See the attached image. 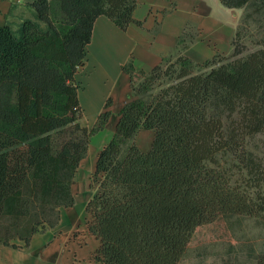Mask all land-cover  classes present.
I'll return each mask as SVG.
<instances>
[{"label":"trees","instance_id":"obj_1","mask_svg":"<svg viewBox=\"0 0 264 264\" xmlns=\"http://www.w3.org/2000/svg\"><path fill=\"white\" fill-rule=\"evenodd\" d=\"M221 2L244 7L243 23L261 25L260 48L239 57L241 19L229 54L195 62L182 53L188 43L181 37L179 54L163 56L150 71L137 69L133 59L123 65L134 97L99 153L100 192L87 206L94 213L90 230L102 242L96 257L104 264H178L200 226L230 214L264 212V193L251 194L238 184L220 159L246 135L264 131V0ZM29 4L34 18L17 28L0 25V244L5 245L16 238L28 242L58 223L62 207L73 205V179L90 138L111 116L102 112L92 129L81 122L76 73L95 20L105 15L123 30L141 24L134 17L137 0ZM141 129L155 131L149 151L135 141ZM242 157L250 172L256 170L260 186L264 169L247 153Z\"/></svg>","mask_w":264,"mask_h":264},{"label":"crops","instance_id":"obj_2","mask_svg":"<svg viewBox=\"0 0 264 264\" xmlns=\"http://www.w3.org/2000/svg\"><path fill=\"white\" fill-rule=\"evenodd\" d=\"M32 0H0V25L14 28L25 18H34ZM134 17L126 30L109 17L100 15L94 23L91 42L86 47L84 64L76 73L80 84L79 99L88 109L86 93L98 92L95 115L105 108L111 116L94 138L89 153L82 159L72 183L74 203L60 210L53 227L34 233L26 242L18 238L9 245L0 244V264H104L97 258L101 239L90 230L94 213L88 203L100 192L103 174H97L100 151L110 141L123 106L133 99L130 75L123 65L133 59L137 69L152 70L163 56L178 55L183 37L188 45L182 53L202 63L215 54H229L241 13L221 0H137ZM155 137L153 129H141L136 138L143 151H149Z\"/></svg>","mask_w":264,"mask_h":264},{"label":"rangeland","instance_id":"obj_3","mask_svg":"<svg viewBox=\"0 0 264 264\" xmlns=\"http://www.w3.org/2000/svg\"><path fill=\"white\" fill-rule=\"evenodd\" d=\"M237 9L241 13L242 19L241 34L238 40V45L243 49L240 57L261 47L263 28L253 20L243 23L246 10L244 7ZM139 82L140 79L137 83ZM157 90L156 87L153 91ZM85 93L90 107L87 111L83 108L81 122L84 126L92 129L99 115L107 109L104 107L101 113L95 115L92 109H95L98 92L94 87H90L89 91ZM228 121L230 120H225L226 130L229 126ZM99 133L100 131L91 136L88 150L92 144H95L94 138ZM244 153L255 159L261 166L260 169H264V131L246 135L243 143L238 144L234 150H227L220 154L222 165L232 175L233 180L246 187L251 194H254L258 189L264 193V182H261L260 186H258L259 183L255 185L256 170L253 169L250 172L248 161L243 160L242 157ZM17 239L12 240L11 243ZM263 254L264 212L260 215L236 213L230 214L216 223L200 226L178 264H259V259Z\"/></svg>","mask_w":264,"mask_h":264}]
</instances>
